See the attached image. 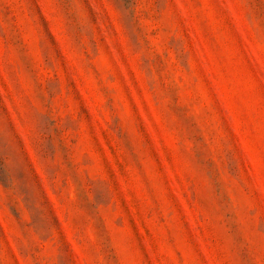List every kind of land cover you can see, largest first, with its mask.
<instances>
[{
    "label": "rangeland",
    "instance_id": "374dc122",
    "mask_svg": "<svg viewBox=\"0 0 264 264\" xmlns=\"http://www.w3.org/2000/svg\"><path fill=\"white\" fill-rule=\"evenodd\" d=\"M0 264H264V0H0Z\"/></svg>",
    "mask_w": 264,
    "mask_h": 264
}]
</instances>
